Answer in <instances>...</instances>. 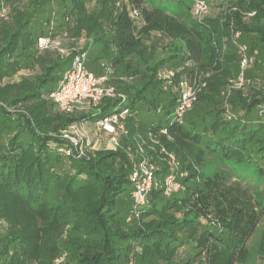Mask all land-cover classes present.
Here are the masks:
<instances>
[{
    "label": "trees",
    "instance_id": "trees-1",
    "mask_svg": "<svg viewBox=\"0 0 264 264\" xmlns=\"http://www.w3.org/2000/svg\"><path fill=\"white\" fill-rule=\"evenodd\" d=\"M171 1L186 7L172 13L155 0H0V264L242 259L264 200V86L229 93L227 82L240 70L234 32L264 59V0H235L201 20L191 17L187 0ZM156 30L172 42L163 55L146 58L143 44ZM62 35L63 51L39 46L40 37ZM78 52L97 75L102 63L112 68L107 83L125 100L105 97L82 112L57 108L50 93ZM257 60L246 70L253 81L263 69ZM168 62L179 68L175 84L187 77L197 85L211 72L182 120L173 113L178 91L156 77ZM121 105L130 114L119 146L94 141L78 157L64 131ZM233 112L238 117L230 118ZM140 145L160 183L135 215L130 176ZM163 147L185 172L184 189L169 196Z\"/></svg>",
    "mask_w": 264,
    "mask_h": 264
},
{
    "label": "built area",
    "instance_id": "built-area-1",
    "mask_svg": "<svg viewBox=\"0 0 264 264\" xmlns=\"http://www.w3.org/2000/svg\"><path fill=\"white\" fill-rule=\"evenodd\" d=\"M138 16L137 10H134ZM209 12V0H193L192 14L197 20H201ZM251 14H254L252 12ZM241 32H234L233 41L238 47L240 60V70L237 75L230 78L227 82V91L230 93L233 89H240L253 80L246 77V70L254 64L258 59V49L250 50L249 46L239 41ZM39 46L41 48L55 47L59 51H63L61 41L50 36L40 37ZM87 53L78 52L73 57L70 65L64 70L56 87L51 91L50 98L56 104L57 108L63 112H82L91 110L94 105L100 102L103 98L120 97L125 100L124 95L117 92L112 84H108V79L112 73L110 66L102 63L104 72L100 75L95 74L88 69ZM264 67V59L257 60ZM179 68H168L164 74V89L177 85L178 99L173 113L182 120L184 114L192 107V104L197 99V92L207 84V78L210 77L211 72L205 71L202 73L199 84L195 85L187 77H181L177 84V72ZM174 83V85H173ZM130 114L129 107L121 105L118 110L108 113L104 117L89 123L87 120H79L70 124L64 131V137L70 142L72 148L76 151L78 157L86 155V149L91 145L92 141L89 138L91 133H108L107 144L116 148L119 146V138L123 132H126L125 120ZM91 131V132H90ZM166 132L165 130H163ZM167 155V160L170 166V173L163 179L164 193L166 195L174 194L184 189L179 177H182L185 172L179 170V164L174 153L162 148ZM72 153V150L68 151ZM140 156L135 160L134 168L131 173V181L134 189L132 191V214H138V207L147 201V195L154 186H158L160 181L156 177L158 170L157 164L147 156L143 150L142 145L139 146ZM131 215L128 217V220ZM63 257L55 260L54 264L62 262Z\"/></svg>",
    "mask_w": 264,
    "mask_h": 264
},
{
    "label": "rangeland",
    "instance_id": "rangeland-1",
    "mask_svg": "<svg viewBox=\"0 0 264 264\" xmlns=\"http://www.w3.org/2000/svg\"><path fill=\"white\" fill-rule=\"evenodd\" d=\"M234 1L235 0H209V12L206 15V17L215 16L217 14H220L221 9L225 8V6L228 3H232ZM155 3L158 4L159 6L165 8V9L171 11L172 13H174L175 10H177V11H179L180 9L183 10L186 7L185 5H182V4L178 5L177 3H175L171 0H163V1L155 0ZM186 3L189 4L190 6H192L193 0H187ZM137 11H140V9L137 8ZM190 12H191V10H190ZM191 17L193 18V16H191ZM140 18L142 20V15H140ZM185 22L188 23V20H186ZM145 24H147V22L144 20L142 23V26ZM61 37H63L61 39L62 43L63 42L66 43L68 41L66 35H64V36L62 35ZM172 39L173 38L170 35L166 34V32H164V31L156 30V31L152 32L151 37L149 39H146L144 44H143V46H144V49H142L143 56H146V58H149V57H152L153 55H157V54L163 55L164 50L172 42ZM248 39H249V37H248ZM245 44H247V43H245ZM66 46H67V44H66ZM83 46H84V44H82L81 47H83ZM173 62H175V61H173ZM187 64L189 65L190 63H187ZM187 64H185V65H187ZM175 66H177V65H175ZM183 66L184 65H182L180 67H183ZM168 68H175V67H173L172 62H170V63L168 62L166 64V66L160 67L157 71V74H156L158 81L162 80V88H164L163 87V83H164L163 74ZM262 68L263 69H257V70L255 69L254 70V74L257 77H255L256 80H254L253 82L256 85L261 84L264 86V67L262 66ZM24 72H26V70ZM206 87H204V88L201 87L198 90L197 94L199 93V91H201V90L203 91L204 89H206ZM224 88H225V86L223 87V89ZM166 90L167 91L170 90L172 93V92H176L178 90V87H177V85H174L172 87H168V89H166ZM233 117H238V114L234 113V115H232L230 118H233ZM163 133H165V132L163 131ZM93 134L89 135V138L92 142H94V141L99 142V145H104L108 142V138H109L108 133L100 132L98 134L95 132ZM150 137L155 142L158 140L157 137H155L154 135H150ZM169 152L174 153V151H169ZM178 164H179V161H178ZM180 169L181 168L179 166V170ZM257 210H258V214H259V220H258L257 226L254 229L253 234L247 240L246 250L242 254V259L237 264H264V200L259 202V205H257ZM122 215H124V212H122Z\"/></svg>",
    "mask_w": 264,
    "mask_h": 264
},
{
    "label": "crops",
    "instance_id": "crops-1",
    "mask_svg": "<svg viewBox=\"0 0 264 264\" xmlns=\"http://www.w3.org/2000/svg\"><path fill=\"white\" fill-rule=\"evenodd\" d=\"M91 134H93V133H91ZM94 135V134H93Z\"/></svg>",
    "mask_w": 264,
    "mask_h": 264
}]
</instances>
